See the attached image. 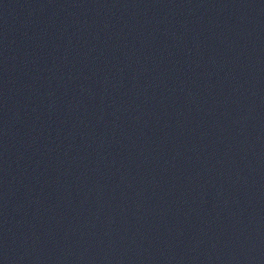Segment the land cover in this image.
<instances>
[{"label":"water","instance_id":"obj_1","mask_svg":"<svg viewBox=\"0 0 264 264\" xmlns=\"http://www.w3.org/2000/svg\"><path fill=\"white\" fill-rule=\"evenodd\" d=\"M0 264H264V0H0Z\"/></svg>","mask_w":264,"mask_h":264}]
</instances>
